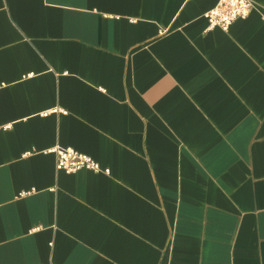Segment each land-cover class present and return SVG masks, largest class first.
<instances>
[{"label":"crops","instance_id":"1","mask_svg":"<svg viewBox=\"0 0 264 264\" xmlns=\"http://www.w3.org/2000/svg\"><path fill=\"white\" fill-rule=\"evenodd\" d=\"M217 2L0 0V264H264V0Z\"/></svg>","mask_w":264,"mask_h":264},{"label":"built area","instance_id":"2","mask_svg":"<svg viewBox=\"0 0 264 264\" xmlns=\"http://www.w3.org/2000/svg\"><path fill=\"white\" fill-rule=\"evenodd\" d=\"M256 7L255 0H218L215 7L205 13L209 27L229 26L240 18H246ZM47 114V113H45ZM50 152L56 155V167L67 173H75L81 169H89L94 172L110 173L109 169H103L99 162L91 156L81 153L72 147H55Z\"/></svg>","mask_w":264,"mask_h":264}]
</instances>
